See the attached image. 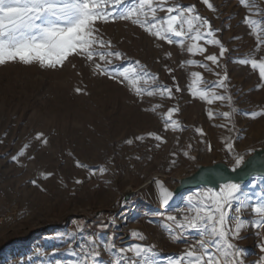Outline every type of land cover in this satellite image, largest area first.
<instances>
[{
    "label": "rangeland",
    "instance_id": "rangeland-1",
    "mask_svg": "<svg viewBox=\"0 0 264 264\" xmlns=\"http://www.w3.org/2000/svg\"><path fill=\"white\" fill-rule=\"evenodd\" d=\"M137 2L122 0L115 8ZM168 2L194 5L211 23L215 39L227 49L223 57L220 45L202 40L199 43L206 52L192 55L179 43L160 41L130 20L98 21L95 27L111 42V50L124 57L108 66L110 75L125 68H134L138 74L146 70L157 80L145 84L141 79L138 86L178 84L175 99L159 94L139 97L126 81L97 74L76 55L55 70L19 60L0 65V264H82L85 253L92 249L100 253V264L116 260L128 264L137 260V248L153 249L148 253L149 264H170L197 243V233H185L183 238L190 237L186 240H174L172 235L157 244L154 217L159 214L149 204L158 199V193L155 185L142 190L141 186L163 173L168 178L161 181L172 191L177 182L169 180L171 177L182 179L201 166L217 163L234 168L235 154L245 161L264 148V80L258 69L238 63L248 57L264 58V44L257 46V37H264V0H246L247 7L240 0H209L215 11L202 0ZM247 19L258 21L255 30ZM208 55H216L218 64L208 61ZM200 64H207L208 69ZM196 72L202 77L199 83L192 75ZM224 76L225 87L213 89ZM194 88L211 89L230 99H214L209 104L192 95ZM157 104L160 107L153 111ZM172 108H178L172 119L183 131H173L170 124L166 129L164 120ZM209 111L215 118L209 117ZM224 112L230 118L221 116ZM228 143L234 146L232 152ZM21 150L25 152L22 157L18 155ZM207 190L172 199L171 207L183 203L191 211L187 198ZM243 194L252 205L261 201L264 178L244 185ZM241 216L247 224L235 243L243 250L244 264H264V229L251 226L256 217L250 207ZM133 232L139 235L133 236ZM132 238L137 240L130 241ZM140 264H144L143 258Z\"/></svg>",
    "mask_w": 264,
    "mask_h": 264
},
{
    "label": "snow or ice",
    "instance_id": "snow-or-ice-1",
    "mask_svg": "<svg viewBox=\"0 0 264 264\" xmlns=\"http://www.w3.org/2000/svg\"><path fill=\"white\" fill-rule=\"evenodd\" d=\"M202 2L208 9L215 11L209 0ZM121 3L122 0H0V65L19 60L25 65L38 62L41 67L55 70L62 68L70 56L76 55L90 64L97 74L109 76L121 83L126 81L139 97L145 94L150 97L159 94L162 97L166 95L169 99H175L174 90L180 91L178 84H174L173 87L158 85L156 88L148 89L139 87L141 79L145 84L157 80L154 74L146 70L138 74L134 68H125L110 75L108 66L113 65L114 60H122L124 57L119 51L111 50V42L105 41L98 33L96 23L115 22L116 19L130 20L160 41H166L168 44L179 43L182 50L192 55H203L206 52V48L199 43L202 40L207 44L220 45V57H223L224 52L227 51L221 42L215 39L211 23L197 13L194 5L169 4L168 0H138L132 7L115 8V5ZM240 3L247 7L246 0H240ZM158 13L165 15L161 17ZM246 22L253 30L256 29L258 21L247 19ZM205 28L207 31H202ZM260 44H264V37L258 36L257 46L259 47ZM166 55L170 57L171 53ZM206 59L218 64L216 55H208ZM186 63L196 64L195 61H186ZM238 63L250 65L253 70L258 69L260 79L264 80V58L257 60L248 57L239 59ZM136 64L140 66L138 61ZM199 66L208 69L207 64ZM167 70L171 74L172 69ZM192 75L196 78V83L201 81L200 73L196 72ZM224 80H227V76L213 84L212 88L225 87ZM77 91L81 90L78 88ZM192 95H198L209 104L213 103L214 99L221 101L230 99L216 94L211 89L201 91L194 88ZM159 107L160 105L157 104L152 110L155 111ZM177 111L178 108H172L167 112V118L164 120L166 129L170 124L173 131L178 129L183 131L178 122L172 119L173 113ZM208 115L210 118H215L211 111ZM221 116L230 118V113L224 112ZM197 131L201 130L197 129ZM42 135V133L38 134L37 139ZM149 135L157 141L162 140V137L155 133ZM44 143L47 141L45 140ZM127 143L131 144L132 141L129 140ZM227 147L230 152L233 151L232 143H228ZM24 154V150H21L18 155L22 157ZM13 159L17 160L18 157L14 156ZM233 159L235 161L233 171H236L245 161L238 153ZM77 166L84 167L79 163ZM98 171L105 173L106 169L99 168ZM154 183L159 190V201L164 206H169L174 193L162 181L156 179ZM187 200L192 214L185 215L182 220L169 215L167 220L179 230L172 239H182L185 233L195 232L197 243L189 245L183 254L170 261V264H244L243 250L235 243L247 224L241 212L250 207L256 217L251 226L264 229V196L261 201L252 205L244 197L241 183L226 182L216 191L209 189L204 193L189 196ZM232 212H235L234 216L230 215ZM132 235L139 234L133 232ZM89 241L95 243L93 238H89ZM110 247L115 249L114 245ZM152 250L137 248L135 250L137 260H129L128 264H140V258H143L144 264H149L148 253ZM261 251L264 252V243L261 245ZM119 252L123 254L125 250L121 248ZM85 257L82 264H88L89 259L91 264H100V253L95 249L86 252ZM114 264H121V261L116 260Z\"/></svg>",
    "mask_w": 264,
    "mask_h": 264
},
{
    "label": "water",
    "instance_id": "water-1",
    "mask_svg": "<svg viewBox=\"0 0 264 264\" xmlns=\"http://www.w3.org/2000/svg\"><path fill=\"white\" fill-rule=\"evenodd\" d=\"M254 178H264V148L254 151L236 171L225 163L199 167L177 182L172 190L173 199L202 188L217 190L226 182L241 183L244 186Z\"/></svg>",
    "mask_w": 264,
    "mask_h": 264
},
{
    "label": "built area",
    "instance_id": "built-area-1",
    "mask_svg": "<svg viewBox=\"0 0 264 264\" xmlns=\"http://www.w3.org/2000/svg\"><path fill=\"white\" fill-rule=\"evenodd\" d=\"M156 218L158 229L155 234V240L157 244L162 245L165 240L170 238L172 235L177 233L179 230L175 229V226L171 221L167 220V216H176L178 220H182L185 215H191V211L188 209L187 205L180 203L176 206H172L166 212L158 213Z\"/></svg>",
    "mask_w": 264,
    "mask_h": 264
},
{
    "label": "bare ground",
    "instance_id": "bare-ground-1",
    "mask_svg": "<svg viewBox=\"0 0 264 264\" xmlns=\"http://www.w3.org/2000/svg\"><path fill=\"white\" fill-rule=\"evenodd\" d=\"M168 177L165 175V174H163V173H161V174H155V175H153L152 177H150L142 186H141V190L143 189V188H145V187H149L150 185H155V183H154V180H156V179H158V180H163V179H167ZM169 180H172V181H176V182H178L180 179H178V178H173V177H171V178H169ZM154 189L156 190V192L158 193V188H157V186L155 185V187H154ZM170 205V204H169ZM152 208H153V210L154 211H157L158 213H161V212H166V211H168V209L170 208V207H166V206H164L160 201H159V198L152 204ZM128 215V214H127ZM125 217V216H124ZM184 240H186V239H188V237L187 238H183Z\"/></svg>",
    "mask_w": 264,
    "mask_h": 264
},
{
    "label": "crops",
    "instance_id": "crops-1",
    "mask_svg": "<svg viewBox=\"0 0 264 264\" xmlns=\"http://www.w3.org/2000/svg\"><path fill=\"white\" fill-rule=\"evenodd\" d=\"M156 201V200H155ZM149 207H150V209L151 210H153V208H152V206H151V203L149 204ZM169 207H171V204L169 205ZM142 208V207H141ZM154 211V210H153ZM127 216V218L129 217V213H128V215H126ZM155 219H156V217H154ZM188 239H190V237H188ZM137 239H134V238H132L130 241H136Z\"/></svg>",
    "mask_w": 264,
    "mask_h": 264
}]
</instances>
